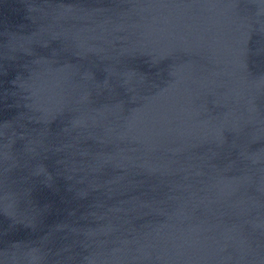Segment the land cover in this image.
I'll use <instances>...</instances> for the list:
<instances>
[{"label": "water", "instance_id": "water-1", "mask_svg": "<svg viewBox=\"0 0 264 264\" xmlns=\"http://www.w3.org/2000/svg\"><path fill=\"white\" fill-rule=\"evenodd\" d=\"M0 264H264V0H0Z\"/></svg>", "mask_w": 264, "mask_h": 264}]
</instances>
